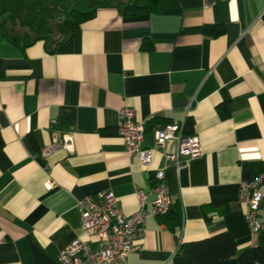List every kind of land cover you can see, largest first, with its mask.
<instances>
[{
	"label": "crops",
	"instance_id": "obj_1",
	"mask_svg": "<svg viewBox=\"0 0 264 264\" xmlns=\"http://www.w3.org/2000/svg\"><path fill=\"white\" fill-rule=\"evenodd\" d=\"M58 1L0 0V264H60L81 233L77 201L105 188L126 214L139 206L136 191L145 195V234L126 264H191L176 251L179 234L188 243L226 231L237 252L256 244L238 184L264 173V0H163L139 15L124 9L143 0H101L89 11L70 0L52 41L39 22L60 11ZM71 10L93 16L69 28ZM214 23L224 32L205 35ZM123 106L146 122V166L127 156L118 133ZM168 122L195 135L200 150L164 167L182 220L176 233L151 205L164 166L153 128ZM54 132L59 141L71 132L72 150L40 159ZM258 217L264 225V201Z\"/></svg>",
	"mask_w": 264,
	"mask_h": 264
},
{
	"label": "built area",
	"instance_id": "obj_2",
	"mask_svg": "<svg viewBox=\"0 0 264 264\" xmlns=\"http://www.w3.org/2000/svg\"><path fill=\"white\" fill-rule=\"evenodd\" d=\"M146 122L134 119V109L123 106L118 110V133L123 140L125 151L129 158L138 156L142 166L150 163L153 148L142 146ZM53 133L49 143L39 150V158H47L57 147L66 151L72 150V133ZM155 147L164 158V166L154 173L155 183L152 191L155 197L151 201L152 212L163 214L169 209L172 200L164 181V167L170 163L179 167L200 154L197 137L184 134L179 123H165L153 128ZM173 140L174 151H166V143ZM138 208L131 214H126L119 207L114 192L105 188L94 194L78 200L76 205L80 210L81 233L69 242L59 252L60 264H126L130 252L140 248V240L145 234V195L138 189ZM238 197L245 204L247 225L254 232H259L262 224L258 217L259 207L264 201V173L249 181L242 180L238 184ZM88 236H94L96 244L90 246ZM181 241V236H178Z\"/></svg>",
	"mask_w": 264,
	"mask_h": 264
},
{
	"label": "trees",
	"instance_id": "obj_3",
	"mask_svg": "<svg viewBox=\"0 0 264 264\" xmlns=\"http://www.w3.org/2000/svg\"><path fill=\"white\" fill-rule=\"evenodd\" d=\"M163 0H143L141 4H130L124 9V14L139 15L154 11L158 4ZM71 20L65 24L69 28L77 27L81 22L90 19L93 16L91 12H81L71 10ZM224 25L221 23L205 24L203 33L207 36H217L224 32ZM143 48L150 49L151 45L145 43ZM185 123V131L188 132V124ZM3 141L0 137V147ZM158 219L164 223L172 232L176 233L181 226V215L177 208L171 203L167 212L158 215ZM175 236H177L175 234ZM176 251L183 252L190 256L191 264H264V225L258 232L257 243L237 252L233 237L226 231L215 235L184 243L176 237Z\"/></svg>",
	"mask_w": 264,
	"mask_h": 264
},
{
	"label": "rangeland",
	"instance_id": "obj_4",
	"mask_svg": "<svg viewBox=\"0 0 264 264\" xmlns=\"http://www.w3.org/2000/svg\"><path fill=\"white\" fill-rule=\"evenodd\" d=\"M100 1L101 0H82L74 4L73 7L81 11H89L92 9V7H90L91 5L88 6L87 4L98 3ZM121 1L124 2V4L130 2H134V3L140 2V0H121ZM68 4H70V0H59L58 9L60 11L57 12L55 16L51 15V17L45 16L40 18L39 27L40 28L44 27L43 30L48 31L49 37H51L52 41L58 39V32L61 33L63 22L68 18V12L70 10L69 8H67ZM43 33L44 32H42L41 35H44ZM52 41H50L49 45L52 43Z\"/></svg>",
	"mask_w": 264,
	"mask_h": 264
}]
</instances>
